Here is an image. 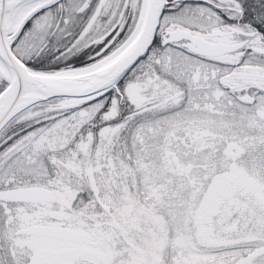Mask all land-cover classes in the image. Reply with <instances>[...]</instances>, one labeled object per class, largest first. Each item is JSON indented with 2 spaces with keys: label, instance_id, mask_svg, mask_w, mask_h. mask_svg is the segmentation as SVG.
I'll list each match as a JSON object with an SVG mask.
<instances>
[{
  "label": "snow or ice",
  "instance_id": "obj_1",
  "mask_svg": "<svg viewBox=\"0 0 264 264\" xmlns=\"http://www.w3.org/2000/svg\"><path fill=\"white\" fill-rule=\"evenodd\" d=\"M0 264H264V0H0Z\"/></svg>",
  "mask_w": 264,
  "mask_h": 264
}]
</instances>
